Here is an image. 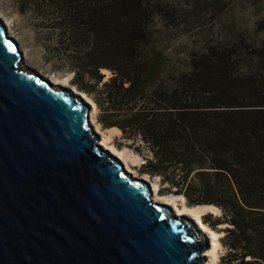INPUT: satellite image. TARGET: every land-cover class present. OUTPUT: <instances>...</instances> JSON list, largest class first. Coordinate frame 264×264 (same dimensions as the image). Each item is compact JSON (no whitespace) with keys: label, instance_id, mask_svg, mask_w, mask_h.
<instances>
[{"label":"trees","instance_id":"obj_1","mask_svg":"<svg viewBox=\"0 0 264 264\" xmlns=\"http://www.w3.org/2000/svg\"><path fill=\"white\" fill-rule=\"evenodd\" d=\"M152 1L18 3L58 31L72 83L94 94L105 114L99 122L146 145L141 172L160 177L166 194L183 195L188 206L222 210L227 252L219 264H264V69L238 74L237 50L212 46L171 89L145 90Z\"/></svg>","mask_w":264,"mask_h":264},{"label":"water","instance_id":"obj_2","mask_svg":"<svg viewBox=\"0 0 264 264\" xmlns=\"http://www.w3.org/2000/svg\"><path fill=\"white\" fill-rule=\"evenodd\" d=\"M23 62L0 20V264H203L196 222L99 144L80 94Z\"/></svg>","mask_w":264,"mask_h":264},{"label":"rangeland","instance_id":"obj_3","mask_svg":"<svg viewBox=\"0 0 264 264\" xmlns=\"http://www.w3.org/2000/svg\"><path fill=\"white\" fill-rule=\"evenodd\" d=\"M152 4L157 11L148 24L149 41L143 47L147 73L145 90L171 89L176 75L191 70L192 58L212 46L237 50L238 74H250L264 69V30L260 28V24L264 26V0H153ZM20 6L23 5H19L18 0H0V20L22 52L23 67L40 74L54 85L56 82H66L61 87L83 98L81 92L84 91L72 83L73 74L68 70L67 52L59 42L58 31L40 25L42 13L38 15L37 10L26 5V12H23ZM246 45L250 48L247 49ZM253 50L258 53H252ZM103 72L109 77V71ZM84 93L90 98V102L83 98L91 106L90 115L92 109L96 108L95 118L102 131L98 134L101 137L103 133L111 136L114 145L125 153L126 163L131 165L128 173L132 172L131 176L143 179L145 175L141 172L142 167L145 159L150 156L146 145L139 139L133 141L125 138L118 127H105L100 123V114L103 120L105 114L96 96ZM146 179L143 180L151 185L152 190L160 195H168L162 189L164 185L160 177L149 175ZM178 204L182 202L178 201ZM220 211L218 215L210 213L203 218L209 228L217 232L215 239L210 232L198 234L206 246L201 254L203 264H210L214 260L219 264L227 252L224 236L228 224H223V212ZM214 240L218 248L213 257V254L207 253L213 249Z\"/></svg>","mask_w":264,"mask_h":264},{"label":"bare ground","instance_id":"obj_4","mask_svg":"<svg viewBox=\"0 0 264 264\" xmlns=\"http://www.w3.org/2000/svg\"><path fill=\"white\" fill-rule=\"evenodd\" d=\"M56 81H58V80H56ZM65 83H63V81L62 82H56L55 86H62V85L64 86V85L67 84V83L66 84ZM81 94H82L83 98H85L88 102H90V98L87 96V94H85L84 92H81ZM95 109H96L95 107L92 109V114H91L92 124H94V126H96L95 127L96 128V132L97 133H101L102 131H101L100 124L98 123V121H96V118H95ZM117 130L119 131V129H117ZM101 140H100L101 141V143H100L101 146H103V148L105 147L104 149L108 150L111 153V155H113L115 157L117 156L116 158H119L120 160L122 159L125 162L124 163V167H126L125 168L126 172L130 171L131 170V168H130L131 165L129 166L126 163V160L124 159V154L125 153L123 151H121L120 149H118L114 145L111 136H108L105 133H103L102 137H101ZM134 172H133V174H134ZM144 175L145 176L142 177V178L147 180L146 177H149V175H147V174H144ZM134 178H136V177H134ZM151 192H152V200H154L155 202H161L162 204L167 205V206H172V210H173V212H174L176 217H181V216L187 215V216H189L191 218V220H194V222H196L197 233L198 234H203V233L207 234L208 232H210V234L213 237V239H215L217 237V232H215L214 230L210 229L209 226L203 221V218H204V216L206 214H210V213L211 214H215V215L220 214L221 211H220L219 207L213 206V205H202V206H194V207H192V206H188L187 205L186 198L184 196H182V195H180V196H175V195H172V194L160 195V194L157 193L156 190H152V189H151ZM178 201H181L182 204H178ZM217 244L218 243L216 242V240H214L213 249L210 248L212 250L208 251L207 254L211 253V254H213V257H214V255L216 256L215 252H216V250L218 248ZM214 261L211 262V263L209 262V263L210 264H216V262H214Z\"/></svg>","mask_w":264,"mask_h":264}]
</instances>
